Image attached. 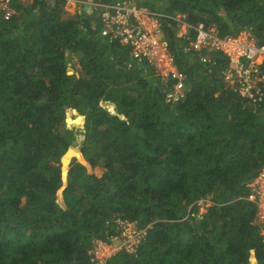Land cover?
<instances>
[{
	"label": "trees",
	"instance_id": "trees-1",
	"mask_svg": "<svg viewBox=\"0 0 264 264\" xmlns=\"http://www.w3.org/2000/svg\"><path fill=\"white\" fill-rule=\"evenodd\" d=\"M76 1L74 15L68 0H11L15 13L0 15V264H97L89 251L119 233L117 219L147 234L105 264H264L248 200L264 168V89L258 103L234 91L229 58L185 50L173 18L264 43V0ZM119 1L163 15L186 75L180 101H166L172 80L102 34Z\"/></svg>",
	"mask_w": 264,
	"mask_h": 264
},
{
	"label": "built area",
	"instance_id": "built-area-1",
	"mask_svg": "<svg viewBox=\"0 0 264 264\" xmlns=\"http://www.w3.org/2000/svg\"><path fill=\"white\" fill-rule=\"evenodd\" d=\"M102 13L105 27L104 36L110 35L123 45L131 48L132 57L140 63H148L154 67L156 75L170 81L172 86L166 93L167 102H178L186 96L185 73L179 69L170 49L169 40L162 28V14L147 7L137 6L131 2H118L105 5ZM15 13L11 0H0V15L9 19ZM179 26V34L188 39L185 50L200 52L201 61L211 62V52L218 51L229 58L230 65L224 71V79L234 91L248 97L252 103L262 100L264 89V43H260L251 29H245L236 35L220 34L216 26H208L204 22L196 26L189 24L186 14L173 16ZM195 29L191 38L189 31ZM250 192L248 200L257 208L256 221L264 225V168L248 183ZM208 204L204 206L203 204ZM202 216L211 205L210 200L198 202ZM119 233L111 237V241L96 240L90 249L93 261L105 264L118 251L125 249L136 252L147 234V227H140L137 221L117 219ZM120 240V244L114 241Z\"/></svg>",
	"mask_w": 264,
	"mask_h": 264
},
{
	"label": "rangeland",
	"instance_id": "rangeland-1",
	"mask_svg": "<svg viewBox=\"0 0 264 264\" xmlns=\"http://www.w3.org/2000/svg\"><path fill=\"white\" fill-rule=\"evenodd\" d=\"M24 1H28V2H32L33 0H24ZM92 3H89V7H87L88 11L91 12L92 11ZM66 11L71 14L74 15L77 11H81L83 8H85L82 5V2L80 1H76V0H68L67 4H66ZM76 65H77V61H76ZM204 206H207L208 204H203ZM115 244H120V240H116L114 241Z\"/></svg>",
	"mask_w": 264,
	"mask_h": 264
},
{
	"label": "clouds",
	"instance_id": "clouds-1",
	"mask_svg": "<svg viewBox=\"0 0 264 264\" xmlns=\"http://www.w3.org/2000/svg\"><path fill=\"white\" fill-rule=\"evenodd\" d=\"M180 31V30H179Z\"/></svg>",
	"mask_w": 264,
	"mask_h": 264
}]
</instances>
